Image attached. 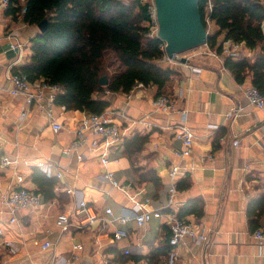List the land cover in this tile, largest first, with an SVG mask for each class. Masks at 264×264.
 I'll return each mask as SVG.
<instances>
[{"label": "crops", "instance_id": "crops-1", "mask_svg": "<svg viewBox=\"0 0 264 264\" xmlns=\"http://www.w3.org/2000/svg\"><path fill=\"white\" fill-rule=\"evenodd\" d=\"M14 17L6 15V12L0 14V28H3L0 30V159L7 157L16 161L19 172L24 176L22 186L31 191H36L30 179L33 167L54 177L57 185L54 189L56 199L19 209L15 212L17 222L9 224L10 215L2 204V198L16 186V181L12 167L0 165V264H48L53 255L58 264H119L118 259L122 257L128 258L124 264H153L150 253L165 245L168 233L162 228L165 225L162 219H152L143 227H138L134 221L123 225L116 220L79 230L71 228L64 233L57 227L56 220L60 213L71 212L83 199L98 214L106 208L112 209L113 219L157 209L167 200L168 169L172 165L181 168L179 178L189 175L192 185L186 191L177 192L169 209L177 216L189 200L202 201L204 215L200 220L192 215L182 219L200 224L210 235L205 243H196L188 238L175 247L177 258L174 264H264V246L260 248L256 244L247 216L249 202L264 195V107L251 106L243 94V88L254 87L252 76L248 75L239 83L225 67L224 60L228 55L224 53L227 45L223 35L218 38L222 45L221 54L202 46L197 48L200 52L188 51L186 64L160 61L162 67L177 72L163 94L174 99L177 111H186L185 125L195 137L191 157L180 160L174 155L173 151L180 148V143L173 138L171 131L136 132L128 125L122 129L123 139L135 133L149 134V142L134 167L156 173L162 184L156 190L152 183L140 182L135 177L130 163L121 155L122 147L120 150L112 149L106 165L100 162V150L94 152L83 148L79 151L84 154L83 158L62 154L61 151L73 140L68 131L76 126L81 113L66 111L53 104V117L66 127L55 134L48 123L44 104L43 108H28L22 97L7 95L12 70L27 61L30 51L26 49L22 56L16 57L12 52L5 53L6 45L13 41L29 46L30 39L38 33L37 27L25 24L21 16ZM212 26L209 35L216 31L212 33ZM27 34L29 37L22 42L21 37ZM239 45L237 57L232 59L255 61L259 49L249 50ZM189 67L200 71L194 72ZM105 93L110 103L108 110L123 111L132 119L150 114V121L157 126L181 121L177 112L167 116L153 113L155 86L134 89L128 94ZM232 109L237 111L236 116L226 119V114ZM209 125H215L217 129H208ZM234 141H238L237 146ZM206 154L213 158L201 165L199 160ZM109 171L114 173L115 180L124 186L123 189L113 187L107 180L105 176ZM58 173L62 174L61 178L57 177ZM89 174L96 183L87 182ZM79 181L83 185L82 190L77 189ZM105 184H109V188H105ZM114 191L126 198L128 206L112 198ZM61 197L65 202H60ZM54 207L58 212L52 222L50 212ZM263 224L264 214L258 229ZM118 229L126 230L128 237L114 240L112 232ZM43 241H50L55 251L43 252L34 244ZM77 245L82 249H75ZM127 250L130 255H124ZM156 264H168V254L160 257Z\"/></svg>", "mask_w": 264, "mask_h": 264}, {"label": "trees", "instance_id": "trees-1", "mask_svg": "<svg viewBox=\"0 0 264 264\" xmlns=\"http://www.w3.org/2000/svg\"><path fill=\"white\" fill-rule=\"evenodd\" d=\"M10 0L11 7L6 15L21 16V20L37 27L45 22L44 32H38L29 41L30 55L27 61L13 71H20L30 82L44 80L60 88L54 105L66 111L85 114H101L110 106L106 93L131 92L141 83L144 87L155 86L156 97L163 94L168 82L177 72L164 68L160 61L164 56L163 42L156 35H150L151 18L146 0ZM212 9L207 10V0H199V10L206 26L209 19L216 31L206 41L208 49L222 53L218 38L225 42L242 44L246 49H259L255 61L246 58L237 61L227 56L225 67L235 80L242 83L251 75L252 86L264 95V0H210ZM25 8V12L21 13ZM18 14V15H17ZM112 52L122 69L108 78L105 54ZM103 77L108 79L101 85ZM149 134L135 133L123 139L121 155L128 160L135 177L140 182H150L157 190L161 180L153 170L134 167L135 161L145 150ZM145 170V171H144ZM30 179L40 194L41 202L56 199L54 189L57 181L43 170L33 167ZM192 185L189 175L180 177L176 183L177 192L188 190ZM58 199V198H57ZM60 202H65L61 197ZM163 213H172L166 209ZM264 214V195L250 201L247 208L249 229L255 232ZM192 215L200 220L204 215V204L189 200L177 213L179 218ZM166 233L165 245L150 253L153 264L167 256L170 231ZM128 258L118 259L124 264Z\"/></svg>", "mask_w": 264, "mask_h": 264}, {"label": "built area", "instance_id": "built-area-1", "mask_svg": "<svg viewBox=\"0 0 264 264\" xmlns=\"http://www.w3.org/2000/svg\"><path fill=\"white\" fill-rule=\"evenodd\" d=\"M10 0H0V14L7 12L10 9ZM212 9L211 1L207 0V10L210 12ZM25 12V8L21 13ZM148 13L151 18L155 14L154 6L150 4L148 7ZM152 20V19H151ZM153 22V21H152ZM152 24H156L154 21ZM211 21L206 19V30L209 34ZM157 25V24H156ZM261 30L264 33V22L262 23ZM227 47L224 48L226 53L231 58L237 57V51L240 47L239 44L233 42H226ZM204 47L208 46L205 44ZM27 49L26 44L20 42L8 41L5 49L6 52H12L16 57L23 55V52ZM164 56L162 60L168 63L174 64H186L181 63V55L174 56L172 59L168 58L165 53L164 45L162 47ZM192 69L194 72L200 71L199 69ZM10 88L7 90V95L11 98L22 97L28 108L39 107L43 108L44 104L47 108L44 111L47 113L48 123L52 131L57 134L65 130V125L58 122L51 113V106L54 104V100L57 94L60 92V88L56 85H50L44 80H37L30 82L26 75L22 72H14L12 70L10 78ZM143 84H136L132 90L143 88ZM243 94L251 106L262 109L264 107V95H262L255 87L243 88ZM0 106L2 102L0 100ZM64 108V107H62ZM65 109V108H64ZM152 109L154 114L169 115L177 112L181 116V121L176 124H170L166 126H157L150 121V114L144 115L139 119H132L128 117L123 111L108 110L106 109L101 114H85L81 113L76 126L70 129L73 135L71 143L63 149L61 152L63 155L70 156L72 154L77 155V158H83L84 154L79 153L83 148H87L88 151L100 150V162L102 165L109 163L108 155L112 149L120 150L123 143L124 134L122 129L125 126H131L136 132H146L159 129L161 131H171L173 138L180 143V148L173 151L174 155L180 160H184L191 157L193 154L194 134L185 125L186 111L175 109L174 99L166 94L157 96L152 101ZM237 111L235 109L230 110L226 114V119L235 117ZM208 129L215 130L217 126L209 125ZM234 145H238V141L233 142ZM213 157L211 154H206L201 157L199 162L204 165ZM0 165L2 167H12L13 179L16 181V186L10 188L2 198V204L5 207L7 213L10 215L9 224H15L17 219L15 212L22 208L36 207L41 204V197L35 191H31L25 188L23 185L24 176L19 172L16 161H10L7 157L0 159ZM181 168L178 165H172L168 169V185H167V200L164 205L154 210L139 211L138 213H132L130 215H122L118 218L113 217L112 209L106 208L102 214H98L87 200H81L76 204L73 209V213L70 215L66 213H60L57 217V227L62 233L67 232L71 228L84 229L92 226L96 223L109 224L114 221H119L123 225H126L129 221H134L138 227H143L152 219H162L165 225L170 231V239L168 245L171 247L168 253V264H174L177 255L174 252V248L180 245L185 239H192L196 243H205L210 239L209 231L200 224L188 222L185 219H181L173 213H163L164 210L172 207L174 203V197L177 194L176 183L181 174ZM58 178L62 177V174H57ZM107 180L115 188L123 189L124 186L120 184L114 178L113 172H107ZM71 192V191H68ZM2 230L0 229V235ZM114 240H120L128 237L126 230H115L112 232ZM258 247L264 246V224L252 234ZM39 246L41 251L54 252L55 246L50 241L34 242ZM75 249H82L80 245L75 246ZM124 255H130V251L124 252ZM48 264H58L56 256L53 255Z\"/></svg>", "mask_w": 264, "mask_h": 264}, {"label": "water", "instance_id": "water-1", "mask_svg": "<svg viewBox=\"0 0 264 264\" xmlns=\"http://www.w3.org/2000/svg\"><path fill=\"white\" fill-rule=\"evenodd\" d=\"M157 24L156 36L164 44L168 58L182 55L206 44L209 34L202 21L199 0H152ZM39 32L46 29L45 22L37 26ZM181 63L187 59L181 57ZM108 79L103 77L101 85Z\"/></svg>", "mask_w": 264, "mask_h": 264}, {"label": "rangeland", "instance_id": "rangeland-1", "mask_svg": "<svg viewBox=\"0 0 264 264\" xmlns=\"http://www.w3.org/2000/svg\"><path fill=\"white\" fill-rule=\"evenodd\" d=\"M125 1H128V0H125ZM147 2H149V4H151L152 6H153V2H152V0H146ZM21 4H23V1L21 0ZM151 19H152V21L154 22V21H156L155 20V14L153 15V16H151ZM151 21V24H150V35L151 36H153V35H156V33H157V25L155 24H152L153 22ZM215 26L213 25L212 26V33L215 31ZM0 30L1 31H3V28H0ZM38 30V29H37ZM0 31V35H1V32ZM38 32H39V30H38ZM29 37V34H27V35H24L23 37H21L22 38V42H24V40H26V38H28ZM199 48H201V47H199ZM27 50H29L30 51V47L29 46H27ZM195 50V52H200V49H193V50H190L189 52H191V51H194ZM189 52H185V53H183L182 55H181V57H184V58H188V54L187 53H189ZM203 52V51H202ZM201 52V53H202ZM31 53V52H30ZM200 53V54H201ZM105 66H106V68H107V73H108V78H112V77H114L116 74H118L119 73V71L122 69V66L120 65V63L118 62V60L115 58V55L110 51V52H107L106 54H105ZM56 112H58V110H55ZM138 119V118H137ZM67 137V136H66ZM71 137V136H70ZM70 141H71V138H70ZM111 168L112 169H116V166H114V165H111ZM88 176H90V177H87V182L88 183H96L95 182V179H92L91 178V176L92 175H88ZM109 188V184H105V188ZM105 188H104V190H105ZM77 189L78 190H82L83 189V185H82V183H81V181H79L78 182V184H77ZM112 198L113 199H116L117 201H119L120 203H122V204H124L125 206H128V204H127V201H126V198H124L121 194H119L117 191H114L113 192V194H112ZM95 205V204H94ZM99 206H100V204H99ZM24 209H26V208H24ZM43 209H48V207H44ZM42 209V210H43ZM57 208L56 207H54L52 210H51V212H50V215H51V220H52V222H54L55 221V217H56V214H57ZM70 211L69 210H67L66 211V214H68V215H70L71 213H73V210L69 213ZM49 215V216H50ZM54 225V224H53ZM63 243H66V242H64L63 241ZM96 260V259H95ZM99 264V263H98Z\"/></svg>", "mask_w": 264, "mask_h": 264}]
</instances>
